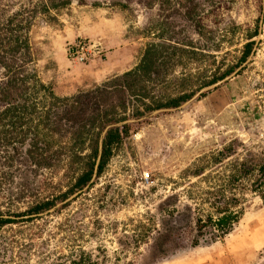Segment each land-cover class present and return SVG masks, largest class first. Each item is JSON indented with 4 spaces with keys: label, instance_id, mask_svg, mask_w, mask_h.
Masks as SVG:
<instances>
[{
    "label": "rangeland",
    "instance_id": "rangeland-1",
    "mask_svg": "<svg viewBox=\"0 0 264 264\" xmlns=\"http://www.w3.org/2000/svg\"><path fill=\"white\" fill-rule=\"evenodd\" d=\"M16 25L33 59L19 76L58 97L133 69L152 44L194 52L177 53L158 97L195 92L137 116L129 105L104 129L127 134L98 170L101 134L78 186L86 159L43 127L42 90L19 142L0 137V264H264V0H0V28ZM78 39L99 46L85 62L67 53ZM8 57L0 112L17 97ZM34 136L65 152L33 162Z\"/></svg>",
    "mask_w": 264,
    "mask_h": 264
},
{
    "label": "trees",
    "instance_id": "trees-1",
    "mask_svg": "<svg viewBox=\"0 0 264 264\" xmlns=\"http://www.w3.org/2000/svg\"><path fill=\"white\" fill-rule=\"evenodd\" d=\"M28 27L29 25H16L12 28H0V35L4 34V38L0 39V60L3 62L8 56L10 60V63L5 62L2 66L8 78L3 90L4 92L17 90L15 92L17 97L0 112V123L7 120L0 125V137L1 135L2 139L4 137V141L1 142L5 145L19 142L20 139L9 135L16 131L24 132L25 129L21 130V127L26 120L39 115L38 107L40 108L41 103L39 94L43 90L42 94L48 101L40 113L43 116L39 120L41 122L45 120L43 127L58 139L69 137L68 149L72 152L73 162L86 159L82 172L76 179L78 186L87 183L92 177L101 134L104 133L98 170L105 164L113 147L119 145L122 134H127V125H122L121 128H108L106 131L104 129L109 123L123 121L129 105L132 115L137 116L144 111L177 107L195 92L193 90L181 92L176 96L169 95L163 99L164 101L158 97L157 87L166 78L167 69L181 60V54L177 53L194 52L183 47L152 44L146 48L140 62L133 69L121 75H114L90 90L58 97L38 81L35 74L26 73L22 77L19 76L24 66L33 60L29 56L27 34L23 32ZM166 50L171 52H165ZM18 54L21 55L17 57ZM48 145V142L34 136L32 148L29 150L33 162L38 160L49 165L56 153L58 155L62 151L65 152L64 147H61L56 153L54 151L47 154L50 147ZM87 149L88 153L80 155Z\"/></svg>",
    "mask_w": 264,
    "mask_h": 264
},
{
    "label": "built area",
    "instance_id": "built-area-1",
    "mask_svg": "<svg viewBox=\"0 0 264 264\" xmlns=\"http://www.w3.org/2000/svg\"><path fill=\"white\" fill-rule=\"evenodd\" d=\"M98 50V44L87 39H78L68 46L67 53L71 58L85 62Z\"/></svg>",
    "mask_w": 264,
    "mask_h": 264
},
{
    "label": "crops",
    "instance_id": "crops-1",
    "mask_svg": "<svg viewBox=\"0 0 264 264\" xmlns=\"http://www.w3.org/2000/svg\"><path fill=\"white\" fill-rule=\"evenodd\" d=\"M111 53H112V55H111V57H112L113 54H114V52H111ZM111 64H112V61L110 60V62H108V64H107V66H108V65H111ZM98 74H100V73H99V70H98V71H94V73H93L92 76H93V77L99 76Z\"/></svg>",
    "mask_w": 264,
    "mask_h": 264
}]
</instances>
